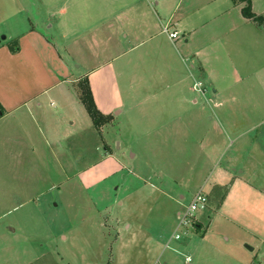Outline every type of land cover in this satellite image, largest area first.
<instances>
[{
  "label": "crops",
  "instance_id": "1",
  "mask_svg": "<svg viewBox=\"0 0 264 264\" xmlns=\"http://www.w3.org/2000/svg\"><path fill=\"white\" fill-rule=\"evenodd\" d=\"M40 2L56 9L42 19L54 38L26 27L16 37V53L6 38L0 40V156L8 160L2 167L12 174L23 165L24 152L34 159L50 151L53 138L63 137V128L74 126V117L85 112L77 85L87 79L96 108L110 117L108 125L125 114L132 125L144 127L138 142L148 162L159 168L154 173L173 179L169 184L158 178L159 187H153L158 195L183 207L185 197L202 190L204 211L242 230L240 243L253 246L245 251L254 254L253 262L264 263V134L256 135L264 126V28L244 18L245 3ZM251 12L264 17V0H251ZM164 28L177 32L178 39L170 40ZM196 84L202 94L193 89ZM49 105L56 106L55 113ZM105 148L104 158L61 186L74 183L86 191L111 177L120 167ZM164 158H178L179 164ZM180 174L195 185L178 181ZM205 224L200 229L196 220L194 230L203 232L206 244L211 222Z\"/></svg>",
  "mask_w": 264,
  "mask_h": 264
},
{
  "label": "rangeland",
  "instance_id": "2",
  "mask_svg": "<svg viewBox=\"0 0 264 264\" xmlns=\"http://www.w3.org/2000/svg\"><path fill=\"white\" fill-rule=\"evenodd\" d=\"M55 10L45 9L40 0H0V40L5 37L8 45L17 46L16 37L30 26L49 33L42 19H46V11ZM189 84L192 86V79ZM55 108L49 105L54 113ZM74 120V126L63 128V137L53 136L50 151L45 150L41 157L33 159L24 152L23 165L16 166L12 174L1 164L8 160L0 156V188L5 193L0 205V264H183L185 256L190 264H264L253 262L254 254L245 251L240 243L242 230L211 219L214 215L207 211L199 218L196 213L194 222L200 221V229L211 222L206 244L203 232L198 229L197 235L195 226L181 240H173L175 212L183 208L163 199L153 188L159 187L158 178L169 184L173 179L154 173L159 168L148 162L138 142L144 127L132 125L125 114L98 132L91 128L86 111ZM258 133L264 134V126L257 127ZM106 145L120 169L95 189L84 191L74 183L61 186L66 178L104 158ZM164 159L179 164L178 158ZM185 179L186 174L177 177L195 185L191 178ZM190 201L187 196L181 205Z\"/></svg>",
  "mask_w": 264,
  "mask_h": 264
},
{
  "label": "trees",
  "instance_id": "3",
  "mask_svg": "<svg viewBox=\"0 0 264 264\" xmlns=\"http://www.w3.org/2000/svg\"><path fill=\"white\" fill-rule=\"evenodd\" d=\"M240 1L245 3L244 8L242 9V14L244 18L253 20L262 28H264V17L255 16L251 12V0H240ZM10 51L12 53H16L18 51V45L14 47L10 46ZM77 88H78L79 102L84 107L88 117L92 122L93 127L96 130H99L102 126H104L110 121V117L102 115L99 112V110L96 108L87 79H83L82 81H79ZM0 112H2L1 107H0Z\"/></svg>",
  "mask_w": 264,
  "mask_h": 264
},
{
  "label": "built area",
  "instance_id": "4",
  "mask_svg": "<svg viewBox=\"0 0 264 264\" xmlns=\"http://www.w3.org/2000/svg\"><path fill=\"white\" fill-rule=\"evenodd\" d=\"M163 33L166 34L172 41L178 39L179 37L177 32L169 31L168 28H164ZM200 86V84H196L194 85L193 89L202 94ZM182 208L183 210L178 214L175 234L172 236L173 240L175 241L180 240L183 236L182 234L187 233V231L194 226L195 214L206 210L207 198L202 190H199L193 195L190 203L186 206H183ZM180 229H184L185 231L181 232ZM190 262L191 259L189 257L184 259L185 264H189Z\"/></svg>",
  "mask_w": 264,
  "mask_h": 264
},
{
  "label": "water",
  "instance_id": "5",
  "mask_svg": "<svg viewBox=\"0 0 264 264\" xmlns=\"http://www.w3.org/2000/svg\"><path fill=\"white\" fill-rule=\"evenodd\" d=\"M2 39L4 40L5 39V37H2ZM245 248L247 249V250H252V248H250V247H248V246H245Z\"/></svg>",
  "mask_w": 264,
  "mask_h": 264
}]
</instances>
